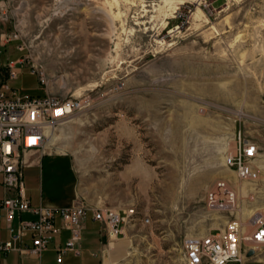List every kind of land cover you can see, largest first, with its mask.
<instances>
[{"label":"rangeland","instance_id":"obj_1","mask_svg":"<svg viewBox=\"0 0 264 264\" xmlns=\"http://www.w3.org/2000/svg\"><path fill=\"white\" fill-rule=\"evenodd\" d=\"M208 1L164 15L163 0H0V80L18 60L19 94L86 99L47 128L29 194L135 208L126 239L140 264H187L186 236L223 232L229 215L205 205L217 179L245 222L264 212V0ZM239 131L259 146L251 180L226 164ZM244 264H264V245Z\"/></svg>","mask_w":264,"mask_h":264},{"label":"built area","instance_id":"obj_2","mask_svg":"<svg viewBox=\"0 0 264 264\" xmlns=\"http://www.w3.org/2000/svg\"><path fill=\"white\" fill-rule=\"evenodd\" d=\"M201 2V0H200ZM209 1L204 0L207 5ZM188 6V5H186ZM180 9V7L178 8ZM16 60L10 63L9 77L0 80V176L5 195L0 197V213L4 211L7 240H0V252L19 251L40 256L49 248L54 236L61 229L70 232L63 244L55 246L60 262L69 251L78 253L82 239L84 219L91 210L92 216L106 229L110 239L125 235V226L135 213V208L117 210L98 206L88 207L82 203L56 206L40 202L33 205L25 192L24 154L27 151H42L47 141V126L68 120L76 111L85 107L86 99L77 97L59 98L47 93L45 96L21 95L11 87L9 79H16L21 67ZM37 72L42 83L46 82L43 69ZM259 151L257 142L242 134H236L235 149L227 157L226 164L236 171L240 180L256 176L253 161ZM205 205L208 210L228 214L226 226L221 233L188 235L183 239L182 250L187 264H244L250 249L254 255L264 245V212L253 213L247 223L240 216L238 194L232 183L217 179L206 191ZM33 213L32 219L23 218V213ZM19 217L15 224V217ZM60 218V225L56 218ZM30 237V244L24 239Z\"/></svg>","mask_w":264,"mask_h":264},{"label":"crops","instance_id":"obj_3","mask_svg":"<svg viewBox=\"0 0 264 264\" xmlns=\"http://www.w3.org/2000/svg\"><path fill=\"white\" fill-rule=\"evenodd\" d=\"M44 157L45 156L40 157V155H38V151H27L24 154V160L27 164L24 166L23 172L26 167L41 164ZM25 192L33 205L43 202L42 198H40L39 201H34L32 199V196L29 194L26 187V183ZM4 195L5 191L3 189L0 176V197ZM46 204L53 205L51 203ZM69 204L70 203L68 202L64 205ZM21 216L26 219L36 217L33 213L29 212L23 213ZM18 220L19 217H15L14 223L16 224ZM56 224L60 225L59 217L56 218ZM124 230L125 235L120 236L118 239H110L105 227L93 218L92 212L89 210L84 219V229L82 239L79 243L78 253L69 251L63 255L60 262L57 260L58 253L55 250V246L63 244L70 235L69 230L61 229V231L54 236L53 240L49 244V248L40 256H32L19 251L0 252V264H140L131 260L130 245L126 239L128 224L125 226ZM8 238L9 231L6 228L5 213L2 211L0 213V240H7ZM30 242V237H26L24 239V243L30 244Z\"/></svg>","mask_w":264,"mask_h":264},{"label":"bare ground","instance_id":"obj_4","mask_svg":"<svg viewBox=\"0 0 264 264\" xmlns=\"http://www.w3.org/2000/svg\"><path fill=\"white\" fill-rule=\"evenodd\" d=\"M184 1L185 0H163L164 5L161 6V9L164 12V15H168L169 11H170V14H173L176 11V9H178L179 4H182ZM48 127H50V131H49L50 135H52L54 137L55 136V131H54L55 125H48L47 128ZM255 213H258V210H256ZM246 222L250 223L251 217L248 218V220Z\"/></svg>","mask_w":264,"mask_h":264},{"label":"water","instance_id":"obj_5","mask_svg":"<svg viewBox=\"0 0 264 264\" xmlns=\"http://www.w3.org/2000/svg\"><path fill=\"white\" fill-rule=\"evenodd\" d=\"M254 255V250L253 249H250L247 253V256L248 257H252Z\"/></svg>","mask_w":264,"mask_h":264}]
</instances>
